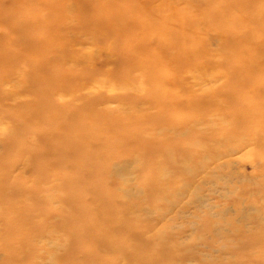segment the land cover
Masks as SVG:
<instances>
[{
    "label": "rangeland",
    "instance_id": "1",
    "mask_svg": "<svg viewBox=\"0 0 264 264\" xmlns=\"http://www.w3.org/2000/svg\"><path fill=\"white\" fill-rule=\"evenodd\" d=\"M0 264H264V0H0Z\"/></svg>",
    "mask_w": 264,
    "mask_h": 264
}]
</instances>
